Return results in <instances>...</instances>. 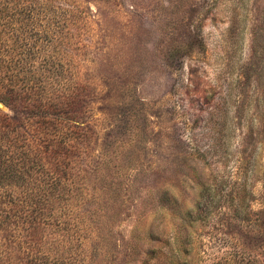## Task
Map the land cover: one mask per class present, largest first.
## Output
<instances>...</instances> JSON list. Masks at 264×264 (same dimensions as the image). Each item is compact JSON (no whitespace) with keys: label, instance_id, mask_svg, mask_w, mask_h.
<instances>
[{"label":"rangeland","instance_id":"374dc122","mask_svg":"<svg viewBox=\"0 0 264 264\" xmlns=\"http://www.w3.org/2000/svg\"><path fill=\"white\" fill-rule=\"evenodd\" d=\"M37 2L0 0V101L23 45L55 63L65 113L22 132L57 189L11 188L0 264H264V0Z\"/></svg>","mask_w":264,"mask_h":264},{"label":"trees","instance_id":"16d2710c","mask_svg":"<svg viewBox=\"0 0 264 264\" xmlns=\"http://www.w3.org/2000/svg\"><path fill=\"white\" fill-rule=\"evenodd\" d=\"M51 2L52 0H38L37 3L48 6ZM23 46H28L29 49L26 52L29 54L26 60L22 59V71L27 74L28 80H35V85H29L26 89L24 86L26 91H22L23 86L16 84L8 90L10 97L8 101L10 102L1 99L6 106H12L18 110V114L11 116L0 110V230H12L16 225L14 215L20 210L17 197L11 195L10 201L6 198L7 195L12 194L11 188H22L24 190L22 192L31 202L42 200L47 202L51 199L50 197H55L54 193L57 189V183L50 167L48 164H43L49 155L55 156L54 153L57 152L48 150V156H44L39 150L36 154L29 144L25 145L22 125H24L23 119L25 118L33 123L35 141L39 140L40 134L50 130L52 122L63 117L65 109L62 104L61 106L56 105L45 98L49 93L47 87L42 86L43 91L39 93L40 95L34 90L35 86L43 85L46 78L55 76L58 72L55 69V63L47 56L43 57L42 63L38 66L39 69H35L34 46L30 44ZM19 105L22 107V113H19ZM21 114L25 117L22 118ZM8 203L11 204V208L6 210ZM227 262L228 264H242L244 256L238 250H233Z\"/></svg>","mask_w":264,"mask_h":264},{"label":"water","instance_id":"95a60500","mask_svg":"<svg viewBox=\"0 0 264 264\" xmlns=\"http://www.w3.org/2000/svg\"><path fill=\"white\" fill-rule=\"evenodd\" d=\"M4 107V104L0 101V108Z\"/></svg>","mask_w":264,"mask_h":264}]
</instances>
